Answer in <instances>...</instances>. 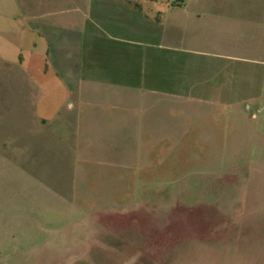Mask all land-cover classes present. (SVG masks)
<instances>
[{
  "label": "rangeland",
  "instance_id": "rangeland-1",
  "mask_svg": "<svg viewBox=\"0 0 264 264\" xmlns=\"http://www.w3.org/2000/svg\"><path fill=\"white\" fill-rule=\"evenodd\" d=\"M75 18L76 45L107 52L123 112L105 124L87 110L76 150L0 155V180L34 190L0 197V264H149L216 241L230 249L211 264H264V0H0V59L21 55L40 119L71 101L41 54ZM192 247L191 264H206Z\"/></svg>",
  "mask_w": 264,
  "mask_h": 264
},
{
  "label": "crops",
  "instance_id": "crops-1",
  "mask_svg": "<svg viewBox=\"0 0 264 264\" xmlns=\"http://www.w3.org/2000/svg\"><path fill=\"white\" fill-rule=\"evenodd\" d=\"M27 9L29 12L26 10L25 12L29 19L33 18L35 21L44 20L39 15L32 14L30 8ZM79 23L85 24V21ZM64 32L71 33L72 35L68 39L64 38L63 40L61 37L52 40L49 36H46L54 45L56 44L57 51L52 47V43L48 41L49 49L47 53L41 54L42 58L43 56L46 58V70L49 68L47 67L48 59L51 58V66L55 70V74L67 85L71 96L68 107L59 113L56 120L48 121L44 118L40 119L35 114L37 96L41 90L38 82L33 81L32 74L21 67L23 62L21 55L18 57V62H13L14 64L2 62L0 59V155L2 153L10 154L17 151L19 153L32 154L36 150H41V153L48 154L52 151V149L48 150L49 143L55 145L56 148H59L60 146L58 145H62L61 143H63L64 145L62 146H65L70 151L76 150V137H78L76 136V126L77 129L81 127L82 116L86 114L87 110L92 111L94 109L99 119L105 124L109 117L107 115L113 112H123L122 109H118L117 107L125 105L123 97L121 96V98H117L116 101L112 102L110 100L111 95L106 91L108 85H112L113 74L111 62L108 61L107 63V52L104 51V57L98 55L95 52V47H97L96 39L93 38L90 40L89 46L87 45L88 41H85L81 46L76 45V18L73 21L72 28H67ZM98 37L96 36L95 38ZM31 54L34 55V52ZM124 73L125 71H122L121 75L117 77L123 80ZM21 82L25 84L26 92L20 100L21 103H19L17 88ZM23 108L29 116L18 115V111L20 109L23 111ZM120 118L123 121V115H120ZM20 119H27V124L24 122L17 123ZM29 121H31L32 126H30ZM107 130L105 126L100 132H106ZM66 133L67 137L65 136ZM79 139L80 136L78 137V141ZM47 141L49 142L47 143ZM67 141L69 143L65 145ZM55 151L58 155L60 154L57 149ZM2 164H6V162L0 160V166ZM30 168L32 169L31 164ZM47 169L49 170V167ZM30 177L33 178L32 174H30ZM6 179L5 182L0 180L2 182L0 197L15 196L13 198H16L17 196L33 195L34 190L32 186L26 184L25 181L21 180L10 185ZM36 181L40 192L43 190L49 191L52 184H54L51 179H37ZM59 182L61 181H57V183ZM74 194L76 193L74 192ZM230 244L228 242L222 243V241L184 242L183 244H176L173 250H169L167 255L162 257L164 258L162 261L165 260V264H171L172 262L174 264H191L193 258V255H191L192 245L194 247L198 246L200 250L207 251L203 260L206 264H211V262L214 263V261L222 259L224 261L225 251L230 249L228 248ZM154 258L150 262V258L142 255L139 263L146 260L149 264H163L162 261L157 262ZM179 259L184 260L181 262ZM242 261H245L244 264H252L244 256L240 257L239 261L233 260L231 262H224V264H239Z\"/></svg>",
  "mask_w": 264,
  "mask_h": 264
},
{
  "label": "trees",
  "instance_id": "trees-1",
  "mask_svg": "<svg viewBox=\"0 0 264 264\" xmlns=\"http://www.w3.org/2000/svg\"><path fill=\"white\" fill-rule=\"evenodd\" d=\"M180 2H182V0H180ZM180 6H182V4H179Z\"/></svg>",
  "mask_w": 264,
  "mask_h": 264
}]
</instances>
